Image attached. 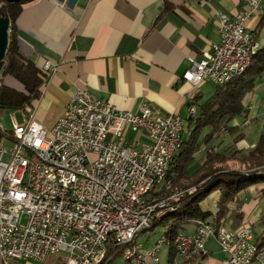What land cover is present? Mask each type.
Masks as SVG:
<instances>
[{"label": "built area", "instance_id": "obj_1", "mask_svg": "<svg viewBox=\"0 0 264 264\" xmlns=\"http://www.w3.org/2000/svg\"><path fill=\"white\" fill-rule=\"evenodd\" d=\"M249 9L222 16L220 39L200 59L189 57L183 79L195 87L223 85L241 76L260 44L246 20L263 16L264 0H243ZM50 75L57 68L46 61ZM64 113L50 129L32 106L17 110L13 128L0 123V264L45 263L63 254L59 264H102L109 242L125 245L127 259L160 262L157 248L143 252L139 236L151 228L158 209L172 208L171 197L159 200L151 190L163 183L179 152L184 129L180 113L157 114L118 109L88 89L73 92ZM194 105L188 113H196ZM195 230L175 236L177 257L206 254L214 238L225 254L223 264H255L264 249L251 225L238 228L202 219ZM176 257V258H177Z\"/></svg>", "mask_w": 264, "mask_h": 264}, {"label": "crops", "instance_id": "obj_2", "mask_svg": "<svg viewBox=\"0 0 264 264\" xmlns=\"http://www.w3.org/2000/svg\"><path fill=\"white\" fill-rule=\"evenodd\" d=\"M65 2L29 0L16 19L20 55L32 59L38 68L46 61L57 68L31 105L35 118L48 129L77 89H88L121 110L139 111L147 105L159 115L183 116L201 90V85L195 87L183 79L189 57L200 59L220 39L223 15L233 18L249 9L243 0H78L70 9ZM165 2L173 3L175 9L157 26ZM260 20L257 15L246 20L257 39ZM6 82L22 89L11 78ZM253 93L244 103L249 109L244 123L260 119L262 127L252 145H246V133L237 143L245 152L264 133V77ZM244 123L233 119V125ZM253 202L242 207L246 219H256ZM189 226L194 232L195 224ZM216 247L220 249L212 238L206 254L197 260L223 264L225 254L213 256Z\"/></svg>", "mask_w": 264, "mask_h": 264}, {"label": "trees", "instance_id": "obj_3", "mask_svg": "<svg viewBox=\"0 0 264 264\" xmlns=\"http://www.w3.org/2000/svg\"><path fill=\"white\" fill-rule=\"evenodd\" d=\"M27 1L29 0H0V3L6 4L5 13L10 18L5 66L0 72V122L6 109L15 111L33 105L41 97L49 77L32 59L23 57L19 52L16 19ZM174 9L173 3L165 2L156 25L160 26L165 16L173 13ZM259 27H264V14ZM263 76L264 46H260L244 74L226 84L216 85L215 92L204 101V95L199 90L189 104L194 105L197 111L184 117L181 148L173 159L161 190H151L152 195L159 200L178 193L171 202L173 209H158L154 222L148 229L152 230L158 225L166 228L164 236L171 241L167 264H175L176 261L175 236L197 219L211 222L215 229L221 226L240 227L244 212L237 208L232 209L231 206L240 205L242 192L264 182V133L241 159L237 156L242 151L235 145L244 137V133H238L233 143L223 152L218 150L217 144L225 134L239 130L241 126L231 125V122L237 116L249 115V109L244 104L245 96L255 90L257 81ZM8 78L20 83L22 89L7 83ZM238 163L243 167H238ZM215 191L220 193L215 211L205 209L203 202ZM228 220L232 221L231 224ZM261 220L264 222V214ZM254 234L258 247L264 249V227ZM107 248V256L102 264H112L118 255L124 253L126 246L109 242Z\"/></svg>", "mask_w": 264, "mask_h": 264}, {"label": "rangeland", "instance_id": "obj_4", "mask_svg": "<svg viewBox=\"0 0 264 264\" xmlns=\"http://www.w3.org/2000/svg\"><path fill=\"white\" fill-rule=\"evenodd\" d=\"M3 3V2H2ZM2 3H0V8L2 6ZM258 42H259V46H263L264 45V27L261 28L260 30V36L258 37ZM264 77V76H263ZM257 83H259V81H257ZM215 88H216V84L212 83V82H205L201 85V91L204 95L202 101H204L205 99H207L208 97H210L214 92H215ZM254 93H248L245 96L244 99V103L247 104L248 103V99L251 95H253ZM188 112L186 111L184 113L185 116H188ZM183 115V117H185ZM13 116H15L18 120V122L23 121V115L22 113L18 112L17 110L13 111V110H7L2 114L1 116V124L2 126H4L6 129L11 130L13 128ZM236 119L238 120V122L240 124L244 123V121L246 120V116L244 115H240L237 116ZM260 120V119H259ZM257 121V122H249L247 124H243L242 127L239 128V130H237L234 133H227L225 134L223 137H221L218 141V150L222 151L224 149H226L229 145H231L233 143L234 137L238 134V133H246V145H252L253 142L255 141L256 137H257V133L259 131V126L262 127L260 125L261 121ZM231 125H233V121L231 122ZM241 126V125H240ZM245 145V146H246ZM236 148H237V143H236ZM241 150V149H240ZM242 153H239V155L237 156L239 159H241L245 154H247V152L241 150ZM238 167H243L242 165H240L239 163L237 164ZM163 187V183H159L158 185H156L154 187L155 191L158 192L161 190V188ZM220 193L219 191H215L213 194H211L204 202H203V206L205 209H209V210H213L215 211L216 209V203L217 200L219 199ZM240 197H242V201L239 204H234L231 206V208H237L241 211L242 207L244 205L245 202H253L254 203V209L252 208V210H254L253 212V216H255L256 219L251 218H245V213H244V218L243 220H241V225L240 226H244V225H251L253 230L255 232H260L263 227H264V222H262L261 220V216L264 214V182H261L255 186H251L249 187L246 191L242 192L240 194ZM244 212V211H243ZM231 220H228V223L231 224ZM166 228L162 225H158L157 227H155L152 230H147L145 232H143L139 238H138V243L142 245V250L143 252H151L153 250H155L157 248L158 242L160 239L163 238L164 236V232H165ZM182 232H185L187 234H191L192 233V226H189L186 230H182ZM168 250H169V245L168 244H163L160 247V250L158 252V256H159V260L160 262H154L152 258L147 257V261L144 264H167L168 261ZM222 250H220L218 247L215 248L213 256L216 258H219V256L222 254ZM224 254V253H223ZM63 257V254H57L56 256L50 257L45 263H39V262H31V264H59V262L61 261ZM112 264H141L139 263V261L135 258L131 259V261H128V259L125 257L124 253L121 255H118L114 260ZM175 264H210V262L206 259H202L200 262L197 260V258H191V259H183L181 257H177ZM255 264H264V255L262 256L260 262H256Z\"/></svg>", "mask_w": 264, "mask_h": 264}, {"label": "water", "instance_id": "obj_5", "mask_svg": "<svg viewBox=\"0 0 264 264\" xmlns=\"http://www.w3.org/2000/svg\"><path fill=\"white\" fill-rule=\"evenodd\" d=\"M19 0H6V2H18ZM78 0H66V5L73 8ZM6 4H2L0 9V72L5 66V57L8 48L9 41V28H10V18L5 13Z\"/></svg>", "mask_w": 264, "mask_h": 264}]
</instances>
